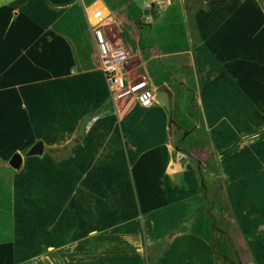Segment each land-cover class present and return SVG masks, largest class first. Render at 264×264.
<instances>
[{"label":"crops","instance_id":"0c3cea01","mask_svg":"<svg viewBox=\"0 0 264 264\" xmlns=\"http://www.w3.org/2000/svg\"><path fill=\"white\" fill-rule=\"evenodd\" d=\"M139 3L0 0V264H229L222 209L264 264V0H174L150 25ZM177 3L187 44L159 48L154 21ZM95 8L167 106L110 100Z\"/></svg>","mask_w":264,"mask_h":264},{"label":"built area","instance_id":"2783aa9c","mask_svg":"<svg viewBox=\"0 0 264 264\" xmlns=\"http://www.w3.org/2000/svg\"><path fill=\"white\" fill-rule=\"evenodd\" d=\"M174 0H139L141 17L147 23L152 21L153 12H161ZM110 13L104 8H95L86 12V19L91 32L93 49L109 90L110 100L114 103L124 98H132L142 108L151 107L155 101L154 91L148 78L141 75L131 79L127 76V64L131 57L123 46L107 38L104 26ZM84 132H87L98 120V115L88 117Z\"/></svg>","mask_w":264,"mask_h":264},{"label":"rangeland","instance_id":"374dc122","mask_svg":"<svg viewBox=\"0 0 264 264\" xmlns=\"http://www.w3.org/2000/svg\"><path fill=\"white\" fill-rule=\"evenodd\" d=\"M152 16H153L152 17V21H153L155 15L153 14ZM138 18L136 19V21H138ZM152 21L146 24L150 25ZM126 27L128 28V26ZM185 30L186 28L184 25L181 8L177 3L172 8H170L168 11L161 13L159 14V16H157V18L154 21L153 28L149 34V40H151L159 48L165 47L168 44L170 45V43L173 40L176 41L178 39H179L180 44L184 45L183 44L184 41H185V44H187V36H186ZM120 32H122V35L126 33L125 30L123 31L121 29L117 30V28L114 27L112 28L111 34H118ZM122 38L125 42V45L123 44L122 45L120 44V45L123 46L127 50L131 49L132 41L129 40V36L125 35V37L123 36ZM223 211H225V209H222V212H221L222 214L220 216L217 214L219 220L224 218L225 221L223 220L219 223V225L221 227L223 226V228L218 230L219 235H216V236L219 240H221L220 245H224L226 240H230L229 242H232L234 245V250H237L238 252L237 255L232 256L233 251L231 252L229 251L228 257L225 258L224 256H222L223 260L227 259L229 264H254V263L249 262L246 259L247 257L245 253L246 249L239 235V232L237 231L236 227L229 221L230 218H229V215L227 214V210H226V214H224Z\"/></svg>","mask_w":264,"mask_h":264},{"label":"water","instance_id":"95a60500","mask_svg":"<svg viewBox=\"0 0 264 264\" xmlns=\"http://www.w3.org/2000/svg\"><path fill=\"white\" fill-rule=\"evenodd\" d=\"M155 99L165 106L168 105L166 85H161L155 89ZM88 120H89L88 117L82 118L78 128V134L80 136L84 135L85 124L88 122ZM42 151H43L42 143L37 142L30 148V150L28 151V155L41 154ZM12 160L15 162L18 161V158L13 157Z\"/></svg>","mask_w":264,"mask_h":264}]
</instances>
